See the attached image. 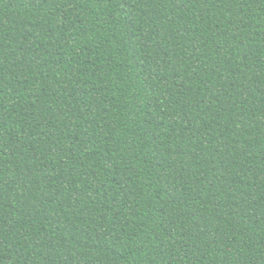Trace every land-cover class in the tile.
I'll use <instances>...</instances> for the list:
<instances>
[{
    "label": "trees",
    "instance_id": "16d2710c",
    "mask_svg": "<svg viewBox=\"0 0 264 264\" xmlns=\"http://www.w3.org/2000/svg\"><path fill=\"white\" fill-rule=\"evenodd\" d=\"M0 264H264V0H0Z\"/></svg>",
    "mask_w": 264,
    "mask_h": 264
}]
</instances>
